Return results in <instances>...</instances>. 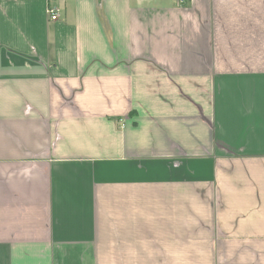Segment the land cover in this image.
<instances>
[{"label":"crops","instance_id":"0c3cea01","mask_svg":"<svg viewBox=\"0 0 264 264\" xmlns=\"http://www.w3.org/2000/svg\"><path fill=\"white\" fill-rule=\"evenodd\" d=\"M0 264H264V0H0Z\"/></svg>","mask_w":264,"mask_h":264},{"label":"built area","instance_id":"2783aa9c","mask_svg":"<svg viewBox=\"0 0 264 264\" xmlns=\"http://www.w3.org/2000/svg\"><path fill=\"white\" fill-rule=\"evenodd\" d=\"M181 3L184 2V0H180ZM58 10L56 8H49V15L52 21H57L59 18Z\"/></svg>","mask_w":264,"mask_h":264}]
</instances>
